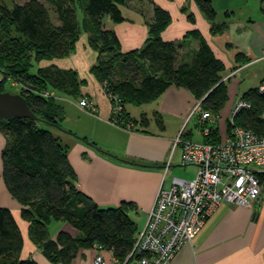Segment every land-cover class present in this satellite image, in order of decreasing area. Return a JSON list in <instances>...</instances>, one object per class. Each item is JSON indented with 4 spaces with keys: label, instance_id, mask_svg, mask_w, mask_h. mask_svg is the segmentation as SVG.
Instances as JSON below:
<instances>
[{
    "label": "trees",
    "instance_id": "1",
    "mask_svg": "<svg viewBox=\"0 0 264 264\" xmlns=\"http://www.w3.org/2000/svg\"><path fill=\"white\" fill-rule=\"evenodd\" d=\"M46 2L55 8L59 23L53 22L50 10L41 0H27L12 8L0 0V71L7 77L0 82V90L6 91L9 79L19 83L20 94L37 115V119H0V131L7 137L2 176L11 195L24 206L22 214L31 224L32 240L49 260L69 264L81 249L96 246L112 251L114 258L124 263L137 241L139 230L131 213L138 207L124 201L118 207L102 208L79 189L69 147L52 132L54 128L68 132L61 124L66 111L54 96H43L45 92L58 91L80 98L83 82L72 70L40 67L32 73V68L42 61L70 56L81 34L87 32L91 47L99 54L91 72L106 93L112 92L121 99L119 125L126 128L133 122L126 105L151 103L171 86L187 88L201 100L203 110L218 114L228 100V85L223 81L225 64L196 30L190 34L200 41V47L191 61L182 62L181 42L164 41L161 36L171 23V14L158 5L154 6V20L144 47L123 52L109 20H125L121 6L128 0ZM196 2L211 22L212 32L223 33L227 24L217 22L213 0ZM78 7L84 14L81 22ZM189 20L195 21L192 14ZM242 99L252 103V108L242 110L234 123H229V133L234 126H241L264 136V94L258 87L252 88ZM157 119L162 124L161 118ZM41 123L49 128L41 127ZM220 141L214 127L203 140ZM257 177L264 184V173H257ZM53 221L66 222L71 231L63 229L52 238L49 225ZM22 248L23 237L13 212L0 207V264H38L31 258L21 259ZM136 259L133 255L128 262Z\"/></svg>",
    "mask_w": 264,
    "mask_h": 264
},
{
    "label": "crops",
    "instance_id": "2",
    "mask_svg": "<svg viewBox=\"0 0 264 264\" xmlns=\"http://www.w3.org/2000/svg\"><path fill=\"white\" fill-rule=\"evenodd\" d=\"M155 5L171 14V23L161 36L164 41L181 42L179 58L182 62L191 61L200 47V41L190 34L196 30L225 64L223 75L228 85V100L218 114L212 113L210 125L219 138H226L235 105L244 93L259 87L264 80V0H213L217 22L227 24V29L218 34L212 32L211 22L195 0H128L121 6L125 20L121 23L109 20L123 52L144 47L154 20ZM220 10L224 11V17L218 20ZM190 14L195 18L194 22L189 20ZM98 58V52L90 45L89 34L83 32L70 56L36 65L37 70L40 67L72 70L83 82L80 98L58 91L54 94L66 111V124L62 127L76 136L58 128L52 132L69 147V160L77 173L79 189L102 208L118 207L124 201L134 202L138 210L132 211L131 217L140 232L147 223L148 212L153 208L158 192L162 187L166 189L176 153L167 175L164 167L174 141L182 132L187 139L195 138L189 125L194 123L198 127L197 107L201 100L187 88L171 86L151 103L130 104L142 109L141 113L126 105V112L133 121L129 127L114 124L111 100L91 72ZM258 64H261L262 77L255 87L247 90V76L241 74ZM82 98L93 101L95 109L91 111L80 106ZM131 112L137 116H132ZM198 131V142H203L204 136L199 128ZM82 138L95 143L106 153ZM6 144L7 137L0 131V207L9 208L17 221L23 237L20 257L34 259L38 264H60L49 260L32 240L31 224L22 214L24 206L5 185L2 152ZM179 161L182 162L181 155ZM63 229L71 231L66 222L53 221L49 225L50 236L56 238ZM99 255L103 256L105 264H115L112 251L96 246L81 249L69 264H95ZM169 264H264V191L253 208L222 203L196 239L183 246Z\"/></svg>",
    "mask_w": 264,
    "mask_h": 264
},
{
    "label": "built area",
    "instance_id": "3",
    "mask_svg": "<svg viewBox=\"0 0 264 264\" xmlns=\"http://www.w3.org/2000/svg\"><path fill=\"white\" fill-rule=\"evenodd\" d=\"M258 88L264 94V81ZM107 94L112 103L111 121L119 125L123 112L121 99L112 92ZM43 96L51 97L54 93L45 92ZM79 103L88 110L95 109L94 102L88 98L81 99ZM199 108L198 125L204 136H209L213 114ZM251 108L252 103L240 99L233 109L232 122L242 110ZM179 146L182 163L198 167L196 177L193 180L174 178L169 188L160 189L153 208L148 212L146 226L138 234L128 257L129 260L136 255L138 259L117 264H168L185 243H191L197 237L222 201L251 207L262 194L257 173H264L263 135L235 126L230 137L220 142L205 143L187 139L182 132L174 141L164 167L165 175ZM95 264H105L102 255L96 258Z\"/></svg>",
    "mask_w": 264,
    "mask_h": 264
},
{
    "label": "rangeland",
    "instance_id": "4",
    "mask_svg": "<svg viewBox=\"0 0 264 264\" xmlns=\"http://www.w3.org/2000/svg\"><path fill=\"white\" fill-rule=\"evenodd\" d=\"M2 1H4L10 8H12L13 7V5L14 4H23V3H25L27 0H2ZM42 2H44L45 4H46V6H47V8L50 10V12H51V16H52V20H53V22L54 23H57L58 22V16H57V13H56V11H55V8L52 6V5H50L49 3H47L46 2V0H41ZM196 1V0H195ZM197 3V2H196ZM235 4H236V2H234ZM198 5V4H197ZM199 6V5H198ZM220 6H219V4H218V8H219ZM237 7V6H236ZM220 9V8H219ZM221 11V10H220ZM78 19H79V21L81 22L82 21V19H83V17H84V14H83V11L81 10V8L80 7H78ZM224 17V11H221L220 12V14H219V18H218V20L219 19H222ZM172 19V18H171ZM108 20V19H107ZM37 68H38V65H35L33 68H32V73H35L36 71H37ZM261 71H262V69H261V64H258V65H256L254 68H252V69H249V70H247L245 73H243V74H241V75H245L246 74V87H248V88H246L247 90L248 89H250V88H252V87H255L257 84H258V82H259V80H260V78L262 77V73H261ZM5 77H6V74L3 72V71H0V80L2 79V78H4L5 79ZM6 80H7V77H6ZM223 81H224V79H223ZM10 82V83H9ZM6 91H8V92H11V93H21V91H22V88H21V86H20V84L19 83H14V81L13 80H10L9 79V81H8V83L6 84ZM55 92L56 91H54V94H55ZM58 95H60L59 93L57 94V97H58ZM54 97H55V99H56V96L54 95ZM83 99V98H82ZM249 102V101H248ZM128 108H135L136 110H138V113H141V111L140 110H142V109H139L138 107H136V106H134V105H130L129 104V106H128ZM142 108H145V106H143ZM131 114H132V116H137V114H134L133 112H131ZM236 118V117H235ZM234 118V119H235ZM65 120V119H64ZM61 121V124L63 125V127H64V123H65V121ZM231 122H232V120H230ZM66 124V123H65ZM120 126V125H119ZM41 127H44V128H49L47 125H45V124H43V123H41ZM127 127H129V124L127 125ZM235 127V126H234ZM189 128H191V129H193V131H194V134H195V138L193 139V141H200L199 140V135H198V128L200 129V131H201V128H200V126L198 125V127L197 126H195V124L194 123H191L190 125H189ZM65 130H67L66 128H65ZM233 130V129H232ZM184 133V132H183ZM231 133H232V131H231ZM231 133H229V135L227 136V137H230L231 136ZM201 134L204 136V134H203V132L201 131ZM204 137H206V136H204ZM226 137V138H227ZM189 139V138H188ZM224 139V138H223ZM223 139H221V140H223ZM190 140H192V139H190ZM180 155H181V147L179 146L178 147V149H177V152H176V155H175V159H174V166L172 167V170L169 172V174H168V176H167V180H166V188H169L170 186H171V183H172V181H173V179L174 178H180V179H184V180H193L195 177H196V174H197V172H198V167L196 166V165H194V164H183L182 162H180L179 161V159H180ZM253 169H254V166H251ZM264 184H262L261 186H262V188H264V186H263ZM264 191V190H263ZM262 195H263V192H262V194L260 195V197H259V199L257 200V201H254L253 203H252V206L251 207H246V208H253V206H254V204L256 203V202H258L260 199H261V197H262ZM222 203H224V201H222L221 203H220V205L222 204ZM228 203H230V202H228ZM219 205V206H220ZM218 206V207H219ZM245 207V206H244ZM217 210V209H216ZM146 226V225H145ZM205 226V225H204ZM145 228V227H144ZM203 229V228H202ZM144 230V229H143ZM142 230V231H143ZM142 231H140V232H142ZM202 231V230H201ZM139 232V233H140ZM138 233V234H139ZM201 233V232H200ZM199 233V234H200ZM198 234V235H199ZM197 235V236H198ZM196 239V237L193 239V240H195ZM193 242V241H192ZM190 243V242H189ZM186 244H188V243H185V245ZM184 245V246H185ZM183 248V247H182ZM176 256V255H175ZM174 256V257H175ZM173 257V258H174ZM173 258L171 259V260H173ZM130 260V259H129ZM128 260V258L126 259V261L125 262H127V261H129ZM171 262V261H170ZM169 262V263H170ZM117 263H120L119 261H117V260H115V264H117ZM168 263V264H169Z\"/></svg>",
    "mask_w": 264,
    "mask_h": 264
},
{
    "label": "water",
    "instance_id": "5",
    "mask_svg": "<svg viewBox=\"0 0 264 264\" xmlns=\"http://www.w3.org/2000/svg\"><path fill=\"white\" fill-rule=\"evenodd\" d=\"M16 117L37 119V115L29 106L26 98L20 93L0 90V119L10 120Z\"/></svg>",
    "mask_w": 264,
    "mask_h": 264
}]
</instances>
